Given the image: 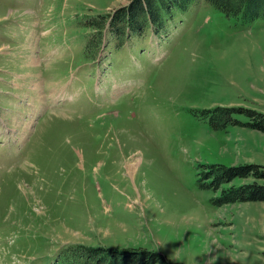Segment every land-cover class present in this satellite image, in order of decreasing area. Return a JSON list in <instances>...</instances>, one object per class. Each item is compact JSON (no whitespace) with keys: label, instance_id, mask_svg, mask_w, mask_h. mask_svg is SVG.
Wrapping results in <instances>:
<instances>
[{"label":"rangeland","instance_id":"obj_1","mask_svg":"<svg viewBox=\"0 0 264 264\" xmlns=\"http://www.w3.org/2000/svg\"><path fill=\"white\" fill-rule=\"evenodd\" d=\"M128 2L0 0V264H63L74 244L264 264V201H213L264 179L202 177L208 164L264 171V132L203 113L264 112V19L195 0L162 37L87 59V22Z\"/></svg>","mask_w":264,"mask_h":264},{"label":"trees","instance_id":"obj_2","mask_svg":"<svg viewBox=\"0 0 264 264\" xmlns=\"http://www.w3.org/2000/svg\"><path fill=\"white\" fill-rule=\"evenodd\" d=\"M194 0H129L127 5L116 8L112 13L100 14L87 22L92 29L86 46V58L94 60L100 56L106 37H111L114 45L121 47L129 36H142L148 28L160 33L166 21L176 9L186 11ZM221 10L228 17H239L249 24L259 18L264 19V0H205ZM106 31V32H105ZM210 114L212 127L218 130L229 126H241L264 132V112L248 107L217 106L203 110ZM247 117L243 121L236 115ZM203 172V184L219 189L237 177L254 176L264 179V171L254 164L227 166L208 164ZM217 205L226 203L264 201V183L254 181L245 185H231L222 189L213 199ZM60 256L65 264H174L165 254L150 250H123L108 247H91L74 244L63 248Z\"/></svg>","mask_w":264,"mask_h":264}]
</instances>
